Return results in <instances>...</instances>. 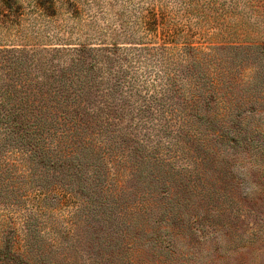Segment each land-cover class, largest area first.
<instances>
[{"label":"rangeland","instance_id":"374dc122","mask_svg":"<svg viewBox=\"0 0 264 264\" xmlns=\"http://www.w3.org/2000/svg\"><path fill=\"white\" fill-rule=\"evenodd\" d=\"M2 48L26 50L31 75L33 69L40 75L43 64L56 71L76 56L71 74L85 86L92 82L98 94L121 81L115 94L133 93L125 99V124L132 132L136 127L140 137L161 108L217 116L212 122L193 116L170 124L158 141L165 149L171 131L183 123L203 141V147L193 148L180 133L169 143L175 159L171 173L167 169L159 180L168 183L173 205L167 223L157 226L148 218L154 199L165 201L161 187L152 193L131 173L125 176L127 193H119L115 208L120 222L105 223L113 242L120 233V252L112 263L264 264V0H0ZM88 62L93 72L83 68ZM15 79L9 69H0V87ZM169 84L177 91L156 94ZM193 92L197 99L190 101ZM154 94L171 104L152 102ZM18 97L2 106L0 95V112ZM34 103L37 112L48 111ZM225 128L255 129L253 143L229 148L215 136ZM16 130L18 124L0 121V249L31 264H61L69 258L101 264L110 249L91 237L102 223L91 218L90 208H75L81 204L78 197L64 199L62 168L53 172L31 158ZM42 133L39 146L48 152L51 141ZM257 140L260 149L254 146ZM156 141L146 142L147 150L154 151ZM150 171L156 176V169ZM133 201L149 205L126 213ZM160 228L167 230L172 247L150 241L151 231Z\"/></svg>","mask_w":264,"mask_h":264},{"label":"trees","instance_id":"16d2710c","mask_svg":"<svg viewBox=\"0 0 264 264\" xmlns=\"http://www.w3.org/2000/svg\"><path fill=\"white\" fill-rule=\"evenodd\" d=\"M0 53V69H9L16 75L14 82L0 87L1 105H6L19 95L16 103L0 112V121L8 127L18 124L20 131L16 130L15 136L30 147L28 149L31 158L36 159L53 172L57 167L62 168L64 176L60 181L64 189V199L78 197L81 204L77 203L75 208H79L80 212L85 211L81 210L82 208H90L91 218L103 225L96 227L94 230L96 234L91 237L93 242L100 244L104 242V250L110 249V255L101 257L99 263L102 264V261H106L103 264H115L112 263L111 259L120 252L119 248L116 249L119 246L118 237H120V233L113 242L105 223L111 226L120 222V217L115 213V208L119 202V193L121 191L124 194L127 193L123 185L126 182V177L131 173L137 182L148 184L152 193H156L157 189L161 187V191H164L162 198L165 201L162 203L157 198L154 199L153 208H151V214L148 215V218H151L157 226L167 223V215L172 210L173 205L170 204L171 198L166 195L169 192L168 183L164 179L162 182L159 180L168 172L167 169L171 173V163L175 159L173 153L176 151L172 153L170 150L172 145L169 143L176 141V137L180 136V133H184L183 136L187 138L186 140L191 141L190 144L193 148L195 144L203 147V141L201 140L202 136L197 134L194 128L191 129L187 123L178 124L176 130L171 131L173 136L167 141L164 146L165 149L160 148L158 141L164 134H167L169 126L177 122L180 123L181 120H189V117L195 116L204 121L212 122L217 116L214 114L208 118L205 114L186 113L187 111L183 107L178 110L177 107L168 105V107H172V110L161 108L159 113L158 111L152 113L151 116L156 122L150 127H144L145 129L141 133L142 137H140L135 133L136 127L133 128L134 132H132L131 125L125 124L124 118L129 112L124 109L125 99H127L126 96L130 98L133 93H128L126 96L123 93L121 95L115 94V91L123 84L121 81L114 83V87L110 91L104 90V88H102L104 91L99 89L102 93L98 94L95 91L98 89L97 87L93 88L92 82L85 86L80 77L71 74V67L76 65L74 62L78 59L76 56L70 57V62L59 67L56 71L54 67L43 64V69L38 67V70L42 72L40 75L35 73V69H33L34 75H31L30 66L25 62L26 50L2 48ZM9 53L12 54L9 55ZM48 60L50 59L48 58L45 62ZM93 65L92 62H88L83 68L93 72ZM33 68L36 66L34 65ZM165 87H160L158 91H155L156 94L162 96L166 94V90L177 91L172 84ZM120 92H123V89H120ZM156 94L150 95L152 102L157 99V104H171L164 97L156 98ZM192 95H196L195 92L188 99L195 101L197 98ZM172 99L173 96L170 94L169 100ZM35 100L40 105H46L48 111L45 114L36 111ZM184 101L183 103H176L175 101L174 104L178 106V104H184ZM184 105L188 106L187 103ZM43 130L46 132L48 141H51V143L47 142L50 145L48 152L42 151L39 146V139L42 141L45 139L42 137ZM255 132V129L243 131V129L225 128L216 131L215 136L229 148L235 150L245 144L246 140L252 144L253 138L250 135L254 136ZM156 137L157 141L154 139ZM152 141H156V144H154V151L151 152L147 150L146 142ZM261 145L262 143H259L258 140L254 144L259 149ZM179 151L182 153L184 150L180 149ZM166 156L169 160L164 161L163 158ZM151 159L153 162L150 163ZM150 168L157 170L156 176L153 172H148ZM194 169H196L195 166ZM148 180L150 181L147 182ZM129 191L133 192L131 189ZM169 204L170 207H168ZM148 205L144 204L145 207ZM144 206L133 201L128 205L126 213L139 209L143 211ZM142 218L146 217L142 215ZM171 218L173 217L171 216ZM142 222L144 221L140 223ZM102 232H106V236L103 237ZM165 232L167 230L161 228L152 230L150 241H160L167 248L172 247L174 243L169 235H165L168 234ZM163 233L164 235H162ZM122 261H124L123 258ZM0 264H31V262L20 255L10 254L7 250L0 249ZM46 264L55 263L48 262ZM61 264L76 263L69 258L62 261Z\"/></svg>","mask_w":264,"mask_h":264}]
</instances>
